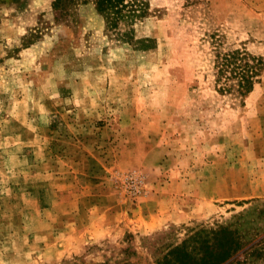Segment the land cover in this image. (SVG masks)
<instances>
[{
    "label": "rangeland",
    "instance_id": "1",
    "mask_svg": "<svg viewBox=\"0 0 264 264\" xmlns=\"http://www.w3.org/2000/svg\"><path fill=\"white\" fill-rule=\"evenodd\" d=\"M54 1L0 0V264H157L264 204V67L238 102L206 55L264 59V0H150L149 50Z\"/></svg>",
    "mask_w": 264,
    "mask_h": 264
},
{
    "label": "trees",
    "instance_id": "2",
    "mask_svg": "<svg viewBox=\"0 0 264 264\" xmlns=\"http://www.w3.org/2000/svg\"><path fill=\"white\" fill-rule=\"evenodd\" d=\"M91 1L96 12L103 18L105 28L134 50L153 48L154 39L136 34V22L150 12V0H69V9ZM204 0H184L195 4ZM68 0H55L53 7L67 5ZM70 15V13H69ZM58 17V16H57ZM128 25L123 31L119 24ZM215 38V34L209 35ZM212 43V42H211ZM213 44V43H212ZM212 62L217 90L243 102L254 84L259 81L264 67L262 56L255 55L244 47L211 45L206 52ZM248 207L231 215L225 222L214 226H200L187 234L179 243L171 244L156 258L157 264H264V204L259 200H245ZM124 251H129L126 248ZM131 254L135 252L131 251ZM132 256L124 255L114 264H134ZM68 264H85L69 262ZM103 264V263H99ZM106 264V263H105Z\"/></svg>",
    "mask_w": 264,
    "mask_h": 264
}]
</instances>
